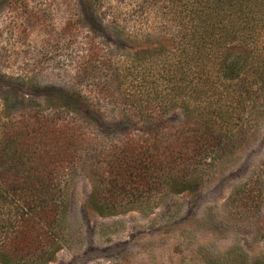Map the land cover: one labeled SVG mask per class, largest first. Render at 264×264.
Returning <instances> with one entry per match:
<instances>
[{
	"label": "trees",
	"instance_id": "1",
	"mask_svg": "<svg viewBox=\"0 0 264 264\" xmlns=\"http://www.w3.org/2000/svg\"><path fill=\"white\" fill-rule=\"evenodd\" d=\"M127 1L123 13L104 2L102 19L98 3L84 6L93 27L110 19L119 39L154 47L129 67L115 62L118 86L129 74L134 84L106 99L121 109L102 131L74 127L89 123L85 95L73 94L72 108L43 112L0 93V264H47L61 249L65 191L81 147L93 151V207L111 216L199 187L262 113L264 0ZM175 107L184 119L172 125L165 115ZM88 135L110 144L93 149Z\"/></svg>",
	"mask_w": 264,
	"mask_h": 264
},
{
	"label": "rangeland",
	"instance_id": "2",
	"mask_svg": "<svg viewBox=\"0 0 264 264\" xmlns=\"http://www.w3.org/2000/svg\"><path fill=\"white\" fill-rule=\"evenodd\" d=\"M93 1L101 19L104 2L120 13L127 8L126 0H0V93L12 91L23 97L14 106L43 112L72 108L73 94L85 95L81 117L89 123L74 127L86 133L85 126L93 130V123L101 128L118 118L121 108L106 99L134 84L129 74L118 86L115 62L129 67L134 54L154 48L119 39L110 19L103 27L89 24L84 6ZM99 89L109 96L97 95ZM261 112L199 187L164 192L111 216L93 207L95 181L86 161L93 151L81 147L65 191L62 247L47 264H231V257L244 260L236 264H264V100ZM165 117L176 125L184 113L175 107ZM87 138L93 149L110 144Z\"/></svg>",
	"mask_w": 264,
	"mask_h": 264
}]
</instances>
